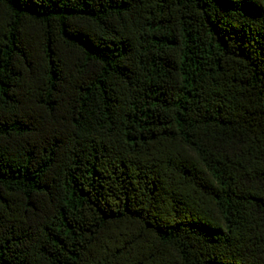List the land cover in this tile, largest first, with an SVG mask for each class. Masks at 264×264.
I'll return each instance as SVG.
<instances>
[{"label": "trees", "instance_id": "16d2710c", "mask_svg": "<svg viewBox=\"0 0 264 264\" xmlns=\"http://www.w3.org/2000/svg\"><path fill=\"white\" fill-rule=\"evenodd\" d=\"M0 264H264V0H0Z\"/></svg>", "mask_w": 264, "mask_h": 264}]
</instances>
